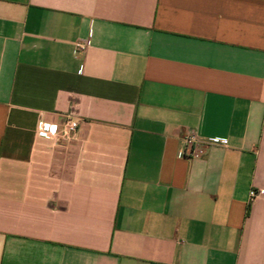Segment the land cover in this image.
I'll list each match as a JSON object with an SVG mask.
<instances>
[{
    "label": "crops",
    "instance_id": "obj_1",
    "mask_svg": "<svg viewBox=\"0 0 264 264\" xmlns=\"http://www.w3.org/2000/svg\"><path fill=\"white\" fill-rule=\"evenodd\" d=\"M252 190L264 0H0V264H264Z\"/></svg>",
    "mask_w": 264,
    "mask_h": 264
},
{
    "label": "built area",
    "instance_id": "obj_2",
    "mask_svg": "<svg viewBox=\"0 0 264 264\" xmlns=\"http://www.w3.org/2000/svg\"><path fill=\"white\" fill-rule=\"evenodd\" d=\"M79 49H83L82 45H78ZM79 124L75 120H68L62 124L56 125L47 122H40L38 132L46 140L56 142L59 138L69 141L77 132ZM184 141V156L188 158L201 157L205 152L206 145H226L227 141L224 139H212L203 142L196 133H188L183 138ZM264 195V190H252L250 193L251 200Z\"/></svg>",
    "mask_w": 264,
    "mask_h": 264
}]
</instances>
